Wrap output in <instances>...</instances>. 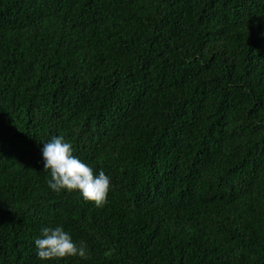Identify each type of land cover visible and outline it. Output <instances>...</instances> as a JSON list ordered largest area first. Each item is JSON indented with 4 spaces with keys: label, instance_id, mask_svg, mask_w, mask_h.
I'll return each mask as SVG.
<instances>
[{
    "label": "trees",
    "instance_id": "trees-1",
    "mask_svg": "<svg viewBox=\"0 0 264 264\" xmlns=\"http://www.w3.org/2000/svg\"><path fill=\"white\" fill-rule=\"evenodd\" d=\"M57 225L86 259L36 257ZM0 264H264V0H0Z\"/></svg>",
    "mask_w": 264,
    "mask_h": 264
},
{
    "label": "clouds",
    "instance_id": "clouds-1",
    "mask_svg": "<svg viewBox=\"0 0 264 264\" xmlns=\"http://www.w3.org/2000/svg\"><path fill=\"white\" fill-rule=\"evenodd\" d=\"M41 156L44 171L50 173L47 184L52 191H76L85 201L94 202L96 207L107 203L111 176L103 170L95 171L90 163L75 154L72 144L64 136H53L43 142ZM34 248L36 257L46 262L67 257L87 258L85 244L73 240L62 225L42 227Z\"/></svg>",
    "mask_w": 264,
    "mask_h": 264
}]
</instances>
